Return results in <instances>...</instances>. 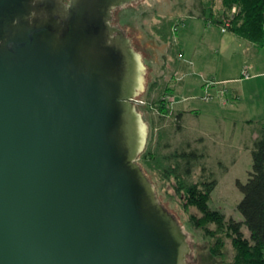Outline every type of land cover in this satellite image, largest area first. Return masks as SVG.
<instances>
[{"label":"water","instance_id":"water-1","mask_svg":"<svg viewBox=\"0 0 264 264\" xmlns=\"http://www.w3.org/2000/svg\"><path fill=\"white\" fill-rule=\"evenodd\" d=\"M0 0V264H193L139 162L148 73L118 8Z\"/></svg>","mask_w":264,"mask_h":264},{"label":"rangeland","instance_id":"rangeland-1","mask_svg":"<svg viewBox=\"0 0 264 264\" xmlns=\"http://www.w3.org/2000/svg\"><path fill=\"white\" fill-rule=\"evenodd\" d=\"M203 1L139 0L116 9L113 23L126 29L136 50L143 54L148 71L146 90L140 99L137 98L140 101L138 109L144 111V119L150 125L147 147L150 145L154 150L158 148L163 153L186 150L189 146L191 149H198L204 156L194 167L188 181L198 182L214 173L219 183L211 194L210 207L224 213L227 219L241 221L244 217L238 209V204L243 198V192L237 181L245 183L249 179L253 169L252 147L259 135L260 125L255 123L247 127L242 120L247 115V110L240 109L233 114L228 111L231 108L228 106L235 100L231 94V83L252 79L258 76V72L248 61L237 79L227 81L229 92L224 95L229 98L227 104L223 103L219 93L221 82L225 81L222 80V75L231 73L227 67L239 65L242 59L244 62L246 55L251 62L262 61L264 47L257 46L249 52H244L242 47L233 51L224 46L223 50L219 51L215 40L222 34L221 29L218 24H209L206 17L202 16ZM166 21H173L176 25L172 32V41L165 40L159 32V29L161 32L164 30L162 25ZM188 60H196L197 64L194 68L192 66L186 76L182 72L178 73L177 64ZM205 61H211L219 68L220 76L201 74ZM247 70L249 78L243 77ZM155 82L158 86L153 91L152 98L159 97V92L169 86L172 90L165 92L163 97L174 96L178 100L171 105L170 111L173 112L167 117L161 116V111L158 110L160 108L151 105L148 100V91ZM208 94L213 95V99L207 100ZM260 96L264 97V89L261 90ZM168 102L165 100V104ZM178 103H182V108L189 109L180 123L176 117L177 111H180ZM232 117L240 118L241 121L234 123ZM161 131L164 134L162 136ZM167 142L171 144L170 148L164 147ZM139 162L142 164L141 156ZM146 171L156 187L157 194L177 212L180 221L184 223V229L191 232L189 241L195 253L193 264H231L235 248L233 239L226 235V231L220 233L224 237L222 253L214 256L211 245L216 241V237L206 234L204 229L194 225L192 215L202 214L194 206L189 209L184 207L186 200L184 194L177 191L176 179H163L160 172L150 168ZM209 226L213 230L217 228L214 223ZM243 230L247 236L250 235L246 227Z\"/></svg>","mask_w":264,"mask_h":264},{"label":"trees","instance_id":"trees-1","mask_svg":"<svg viewBox=\"0 0 264 264\" xmlns=\"http://www.w3.org/2000/svg\"><path fill=\"white\" fill-rule=\"evenodd\" d=\"M201 6L202 16L206 17L207 21L219 23L225 18V25L229 21V29L232 32L264 47V0H204ZM162 26L164 30L161 32L159 29V32L165 40L172 41V32L176 28L174 22L166 21ZM157 86V82L151 85L148 100L151 105L160 108L158 110L161 111V116L167 117L173 111L165 104L163 94L172 89L168 86L159 92V97L152 98ZM184 114V111H177L179 123ZM259 124V135L252 147L253 169L247 182L237 181L243 192V198L238 204V209L244 217L241 221L227 219L224 213L210 207L211 194L219 183L214 173L198 182L188 181L194 167L204 156L198 149H191L189 146L186 150L163 153L149 145L141 155V165L145 171L148 168L158 171L163 179L174 177L178 193L184 194V207L189 209L194 206L200 211L202 215H192L191 220L195 226L204 229L206 234L216 237V241L211 245L214 256L220 255L224 246V237L220 233L226 231V235L233 239L235 256L231 264H264V122ZM162 132L161 136L164 135ZM164 147L170 148L171 144L167 142ZM146 173L148 174L147 171ZM212 223L217 225L214 230L209 226ZM244 227L248 229L249 236L245 234Z\"/></svg>","mask_w":264,"mask_h":264},{"label":"crops","instance_id":"crops-1","mask_svg":"<svg viewBox=\"0 0 264 264\" xmlns=\"http://www.w3.org/2000/svg\"><path fill=\"white\" fill-rule=\"evenodd\" d=\"M225 20L226 19L223 18L222 22H219V23L208 21L209 24L211 23L218 24L220 26L222 34L218 35V37L215 40L217 44V49L219 51H222L224 46H226L227 50L230 49L234 51V50H237V47L238 48L242 47L244 52L245 51L249 52L250 49L256 48L258 46L250 42L249 40L241 36H238L237 34L232 32L230 29H228L227 31H223L222 27L225 26ZM182 22H184L183 18H182ZM182 54L183 52L181 51L180 55ZM248 61L251 63L252 68L258 72L257 73L258 76L252 79H249V80L239 81L238 83H235V84L231 83V89H232L231 94H232V97L235 98V100L233 101L232 105L228 106V107H231L228 109V111L235 114L236 111H239L240 109L247 110V115L244 116L242 120L245 121V124L247 125V127L248 126L250 127L251 125L255 123L264 122V97L260 96L261 90L264 89V59L262 61L258 60L255 62H251V60L246 55V57L244 58V62L242 59V63H240L239 65H232V66L229 65L227 67L231 73L222 75V80L229 81L232 79H237V76L240 75L244 65L248 63ZM196 64H197L196 60H190V62L189 60L188 62L181 61L177 64L178 73L182 72L186 76L188 75V72L191 71L192 66L194 68ZM201 70L203 72L201 74L206 75V76L208 75H212L214 77L220 76L219 68H216L212 64L211 61L210 62L205 61V63L201 67ZM184 81L185 80L183 79L182 82L184 83ZM181 105L180 103H178V106H179L178 109L180 111H184V113L187 114L189 109H184L181 107ZM190 110L192 111L195 109H190ZM231 120L234 123L241 121L240 118H234V117H232Z\"/></svg>","mask_w":264,"mask_h":264},{"label":"built area","instance_id":"built-area-1","mask_svg":"<svg viewBox=\"0 0 264 264\" xmlns=\"http://www.w3.org/2000/svg\"><path fill=\"white\" fill-rule=\"evenodd\" d=\"M229 25H230V23L228 21L226 23V25L223 27V31H227L229 29ZM243 77H245V78H249L250 77V74H249V71L248 70L244 72ZM221 84H222V88L220 89V92L221 93H219V97L222 98L224 104H227L229 102V98L224 97V95L226 96L228 94L229 87L227 85V81H222ZM164 99L167 100V101H169L168 104H169L170 107H171V105L175 104L178 101L174 96H171V97H168V98L166 97ZM206 99L207 100L213 99V95L208 94L206 96Z\"/></svg>","mask_w":264,"mask_h":264},{"label":"flooded vegetation","instance_id":"flooded-vegetation-1","mask_svg":"<svg viewBox=\"0 0 264 264\" xmlns=\"http://www.w3.org/2000/svg\"><path fill=\"white\" fill-rule=\"evenodd\" d=\"M67 2V1H66Z\"/></svg>","mask_w":264,"mask_h":264}]
</instances>
